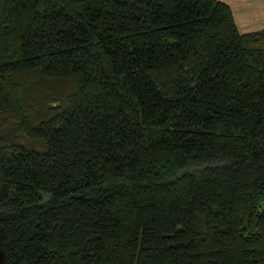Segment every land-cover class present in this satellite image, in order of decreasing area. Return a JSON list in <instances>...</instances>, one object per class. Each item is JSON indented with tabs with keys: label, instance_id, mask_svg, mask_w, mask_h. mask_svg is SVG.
<instances>
[{
	"label": "trees",
	"instance_id": "obj_1",
	"mask_svg": "<svg viewBox=\"0 0 264 264\" xmlns=\"http://www.w3.org/2000/svg\"><path fill=\"white\" fill-rule=\"evenodd\" d=\"M0 264H264V26L0 0Z\"/></svg>",
	"mask_w": 264,
	"mask_h": 264
},
{
	"label": "crops",
	"instance_id": "obj_2",
	"mask_svg": "<svg viewBox=\"0 0 264 264\" xmlns=\"http://www.w3.org/2000/svg\"><path fill=\"white\" fill-rule=\"evenodd\" d=\"M226 3L240 34L258 32L264 26V0H219Z\"/></svg>",
	"mask_w": 264,
	"mask_h": 264
}]
</instances>
